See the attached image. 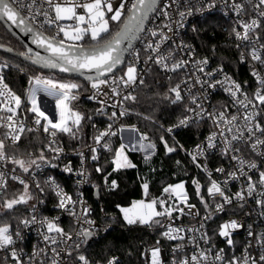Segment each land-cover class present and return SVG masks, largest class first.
Returning a JSON list of instances; mask_svg holds the SVG:
<instances>
[{"label":"snow or ice","instance_id":"obj_1","mask_svg":"<svg viewBox=\"0 0 264 264\" xmlns=\"http://www.w3.org/2000/svg\"><path fill=\"white\" fill-rule=\"evenodd\" d=\"M225 3H227V0H225ZM178 4L179 0H120L118 5L114 7V0H0V20L6 18L7 21H10L23 32L30 33L32 42L38 47L44 48L50 54L41 56L36 53L35 56H31L29 55L31 49L28 52L20 53V55L31 60L33 64L56 68L61 72H79L81 75L95 73L94 76L86 77L91 83V88L99 91L101 86H106L108 92H105L104 95L111 93V96H117L121 94L118 91L121 86L129 88L137 83L136 64L139 62L140 52L138 49H133L132 42L141 39L142 34L146 33V36L143 37L145 41L144 51L148 53L144 61L145 64L151 61L161 71L172 73H179L180 70L187 68L189 60L183 58L177 60L173 51L162 49V46L170 39L164 29L172 31L173 17L170 9ZM212 6L214 5H209V7ZM229 6L235 16L238 17L232 27L231 35L238 41L236 47L241 49L240 61L245 62L250 59L251 62H254L252 63V75L258 85L256 90L251 95L244 92L239 83L224 73L223 66L214 71L205 72L208 59L204 58L195 62V71L191 75L186 74L179 83L170 87L168 91L174 93L171 103L174 105L180 104L186 113L179 119L175 127H187L190 123L199 124L201 120H211L213 126L217 129L207 137L206 147L212 149L219 144L221 154L236 162V170L226 174L227 178L223 181V184L227 185L229 180H239L241 178L245 180V184L242 185L241 189L233 196H229L225 194L221 183L211 179V173L208 174L210 181V186L207 188L208 195L213 198L218 195L223 201L216 204L215 211L222 212L225 205L231 204L233 200L246 202L248 198H252L256 194L258 197L255 200L256 205L261 209L260 215L264 216V171L259 172L258 180L253 181L248 172L256 169L257 164L254 161L245 160L240 155L247 148L256 155L264 157V123L261 122V119H258V117L264 118V74L261 71L264 69V43L261 42L264 36L258 31L264 28V0H239V2L238 0H231ZM249 7L254 15L245 20L243 17L248 14ZM177 12L181 19L174 22L182 26L181 21L186 15H191L192 9L179 11L177 8ZM152 14H157L168 22L162 23L157 28L146 29L145 22L149 20ZM39 17H43V20H39ZM61 21H73V23L63 24L60 23ZM112 22L117 25L115 31L111 28ZM45 25L49 28L55 26L56 35L51 37L45 35ZM61 33H63V38L57 39L56 37ZM85 37H88L91 41L87 47L79 43H65V40L83 41ZM148 37H151V39H148ZM8 51H12V49H8ZM126 52H131L133 60L127 63L123 75L116 76L114 70L125 63ZM256 64H259L261 68L258 69ZM8 67L7 62L0 63V212H10L18 205H26L33 199L29 191L28 181L17 174V169L24 174H29L33 166L40 168L41 165L37 163V159L46 161L43 151L35 159H25L16 154L17 145L25 132H35L42 127L43 132L52 138L46 145L47 149L55 152L58 157L63 149L53 146L57 144L55 139L57 134H66L72 139L78 138L81 123L85 119L84 115L75 110L71 103L78 99L79 89L83 87L81 84L60 82L42 76L32 77L30 84L33 86L30 87L27 95L29 107L24 108L25 101L22 97L13 92L5 83L2 71ZM15 67L19 66L16 65ZM20 70L23 71V69ZM197 72L204 73L207 79H202L199 75H196ZM217 73L223 74V79H214ZM168 79L171 80L172 77H168ZM139 82L143 84L142 79ZM181 84L186 86L189 103H184L185 97L182 95ZM196 85H199L202 91L205 89V85L211 89H215L218 85L221 86L231 98L230 104L221 105L219 110L214 108L209 112L203 104V100L207 96L204 95L202 98L201 94L192 93V88ZM38 92H43L48 97L55 99V119L41 110L37 100ZM111 96H109V99H111ZM92 98L94 97H89V99ZM165 98H168L167 94H165ZM129 99L135 101L136 97L131 94L123 96V100ZM100 103L105 102L100 101ZM113 106L115 107V105ZM230 107L235 111L230 112ZM27 112L35 114L33 123L37 126L36 128L27 126V116L24 115ZM116 115V112L112 113V117H116ZM120 115H125V112L121 111ZM42 120L44 121L43 124ZM109 129H111V125H109ZM168 131L171 132L172 129L170 128ZM108 135H115V133L110 131L100 132L93 137L95 144L101 145L103 138ZM146 139V136H141L142 141ZM161 140L163 141V137H161ZM237 145H243V147ZM101 146L111 151L108 143ZM143 147L141 145L142 149ZM147 147L155 148V145L149 143ZM165 148L168 153L175 151V148L168 146L167 142H165ZM90 150L94 153L92 159H98L95 155L96 148L92 147ZM81 155L83 154L81 153ZM203 155L204 146L197 145L196 154L192 157L193 161L195 162L198 156ZM112 163L114 164V170L135 167L124 156L123 145L116 150ZM9 164L13 167L5 170ZM51 166L55 167V165ZM197 167H201V165L198 164ZM246 168L248 171H245ZM65 171L70 172L71 169L66 167ZM96 171L99 172L101 169L97 168ZM216 172L225 173V169L222 167L217 168ZM80 174L83 175V173ZM9 179L22 186V190L13 193L11 198H9ZM46 183L59 198L57 207L69 210V214L76 218L78 223L82 221L90 226L89 228L81 227L76 232L77 238H82L80 243L73 241L70 245L68 241H72V233L65 232L53 220L47 218L38 220L37 216L33 214L30 220L25 219L21 222L25 226L31 223H39L46 227V233L42 234L43 239L50 246H55L50 247L52 253L49 257L50 264H64L62 253L79 261L80 264H90L88 258L83 254L73 257L74 252L79 253L81 243H87L95 234L91 228L95 222L87 219L90 210L84 208L81 216L77 217L74 211L68 209V205H74L77 201H73L71 197L67 196L53 180L49 179ZM193 184L196 185V193L199 196L201 186L196 180H193ZM35 187L40 192L44 191L38 181L35 183ZM111 187L113 189L117 187L116 181H112ZM184 187L183 182L165 187L163 192L168 194L169 199H152L147 203L143 200L134 201L131 207L120 208L119 205L117 207L120 208L124 220L129 225L139 223L149 226L157 224L165 227L161 220L157 218L167 217L171 221L173 212H179L182 215H198V212L193 213L191 211L195 209V205L188 204V195ZM143 188L147 193L148 184L145 183ZM170 199L183 203L189 209L188 213H185V209L178 207L175 203L169 204ZM200 199L205 208H208L209 205L202 196ZM157 205L163 211L157 210ZM240 207H244V203H240ZM33 212H35L34 205ZM210 218L211 214L203 219L208 220ZM201 227H203V223H201ZM243 227L244 225L236 220L227 221L219 226L218 235L226 238L227 244L231 247L234 244L231 238L233 232ZM166 228L167 230L162 235L169 240L183 241L185 237L180 233L184 231L199 232V229L195 227L185 230L172 227L170 223ZM251 229L252 226L249 225L247 235L253 239L246 241L244 251L239 257L233 255L226 258L224 249H220L213 255L212 249L209 248L193 252L190 257L185 256L178 261L174 259L173 264H264V232L254 233ZM50 233L56 235H49ZM15 236H20L19 231L15 233ZM200 239H203L207 244L211 237L205 232L201 234ZM190 243L199 249L195 236L191 238ZM14 244L15 240L10 231V226L5 223L0 226V251L9 252L15 264H25L15 247H13ZM157 244H159V241H157ZM60 245H64V247L61 248ZM254 246L259 251L258 257L249 252V249ZM183 249L184 244L178 243L173 248V253L182 252ZM160 251L159 247L151 249V264H162L159 259ZM42 252L45 256L48 255L44 249L34 251L32 257H29L28 264H32L33 259L39 257ZM7 260L8 257H5L4 264H7ZM39 264H47V262L40 260ZM108 264H117L116 258L109 259Z\"/></svg>","mask_w":264,"mask_h":264},{"label":"built area","instance_id":"obj_2","mask_svg":"<svg viewBox=\"0 0 264 264\" xmlns=\"http://www.w3.org/2000/svg\"><path fill=\"white\" fill-rule=\"evenodd\" d=\"M119 2L120 0H114L113 6L116 7ZM230 4L231 0H227V3H225V0H179V4L174 5L173 8L170 9L173 17L172 31L164 29L165 33L170 37V39L162 46V49L166 51H173L175 59L177 60L181 58L189 60L187 68L180 70L179 73L161 71L160 68L151 61L148 64H145L144 61L148 55V53L144 51L145 41L143 37L146 36L145 33L142 34V38L138 39L136 44L133 46V49H138L140 52L139 62L136 64L138 78L135 85L129 88H123L121 86L118 89L121 94L117 96H111V93L104 95L105 92H108V88L106 86H101V89L97 91L91 88V83H88L87 94L84 97L97 105L95 115L99 116V118L93 122V129L90 132L91 135L89 136V141L87 143H82L83 133L81 130L78 133V138L76 139H72L66 134L58 133L57 137L55 138L57 144L53 146H58L62 148L63 151L57 157L55 152L47 149L46 145L52 138L43 132L42 127L35 131L40 134V139L31 140L29 142L30 144L27 146L22 144V139L25 134L22 136L20 143L17 145L16 154L18 156H22L25 159H35L40 155L41 151H43L47 161L46 162L37 159V163L41 165L40 168L33 166L30 169L29 174H24L19 169H17V174L23 176L28 181L30 185L29 191L31 192L33 199H31L26 205L21 204V211L19 212L20 215L13 223H8V225L10 226V231L12 232L13 238L15 240L13 247H15L25 264H28L29 257H32L33 252L39 249H44L48 255L45 256L43 252L40 253L39 257L33 259L32 264H39L40 260H45L47 264H50L49 257L52 255L50 247H55L50 246L43 239L42 234L46 233L45 226H42L39 223H31L25 226L21 222L25 219L30 220L33 214L37 216L38 220H42L44 218L53 220L59 227L64 229L65 232H71L73 239L72 241H68L70 245L73 243V241L80 243V239L82 238H77L76 232L80 230L81 227H90L88 224H84L82 221L78 223L76 218L69 214V210L57 207L59 198L56 196L52 188L46 183V181L49 179L53 180L56 185H59V187L63 189V192L67 196L71 197L73 201H77V203L74 205H68V209L74 211L76 216L79 217L81 216L83 209L87 208L90 210L87 219L95 222V224L91 226L95 234L88 240L87 243H81L79 253L74 252L73 257L78 254H83L88 258L90 264H108V260L115 257L117 264L121 263L120 256L116 254L110 255L103 262H99L89 257L85 249L89 242L97 239L99 236L100 225L95 216L94 205L90 201V189L92 187L91 177L94 169L100 168L99 161L101 156L104 153L109 152V150L103 148L101 145L108 143L112 150L113 146L121 141V136L124 130L135 129V132L138 134L139 131L137 130L136 125L129 126L123 123V119L126 115L127 101L123 100V96L131 94V92L134 91L140 84V79L144 80L153 69H156L162 75L163 79L170 83L171 87H173L175 84L179 83L186 74L191 75L195 71L194 64L196 61L207 58L208 64L205 67V72L214 71L223 66L224 73L231 77L232 80L239 83L244 92L251 95L256 90L258 85L254 76L252 75V63L254 62H251L250 59L246 60L245 62L240 61L241 49L236 47L238 41L233 35H231L232 27L234 26V22L238 19V17L233 13V10L229 6ZM209 5L214 6L209 7ZM177 8L179 11H186L188 8L192 9L191 15H186L181 21L182 26L174 22L181 19L178 15ZM252 15H254V13L251 12L249 7L248 14L243 18L247 20ZM38 19L42 21L43 17H39ZM166 22L168 21H165L163 17H160L157 14H152L145 27L146 29L157 28L159 25ZM60 23L70 24L73 23V21H61ZM45 29V33L47 35H56L55 26L49 28L47 25H45ZM258 31L262 36H264V28H261ZM207 34H209L211 37H216L217 40L212 43L209 42L207 40ZM56 38H63V33H61ZM88 39V37H85L83 41L78 42L65 40V43H79L84 45V41ZM148 39H151V37H148ZM261 42L264 43V39H262ZM222 46H224V49L226 48L227 50H234V52H236L240 63L245 65L249 70L251 76L250 82H242L237 79L233 75L230 67L222 61ZM132 60L133 57L131 52H129L126 62ZM256 67L258 69L261 68L259 64H256ZM261 71L262 74H264V69ZM25 72L29 74L27 69ZM2 74L5 78L4 71H2ZM115 74L116 76H121L118 75L117 72ZM195 74L199 75L202 79H207L204 73L197 72ZM36 76L38 75H32L31 78ZM168 77H172V79L169 80ZM214 79H223V74L217 73ZM5 83H7L6 80ZM181 89L182 95H184L185 100H187L189 103L186 86L181 84ZM192 93L201 94L202 98L204 95L207 96V98L203 100V104L209 112H211L214 108L219 110L221 105H228L231 101L229 95L219 85L215 89L207 88V85H205V89L203 91L200 89L199 85H196L192 88ZM27 95L26 99L22 98L25 102L27 100ZM90 96L94 98L89 99ZM109 96H111V99H109ZM37 100L41 109L45 110L50 117L55 119V105L53 100L44 96L41 92L37 93ZM77 100L78 99L71 102L75 110H77L75 107ZM100 101H104L105 103H100ZM113 105H115V107ZM23 107L26 108L25 103ZM121 111H124L125 115L121 116ZM229 111L233 112L235 110L230 107ZM113 112H116V117H112ZM24 115L27 116V126L36 128L37 126L33 123L35 114L27 112L24 113ZM258 119H261V122L264 123V118L258 117ZM178 121L179 119L168 127V129H172L170 133H175L176 131L186 129L192 124H195L190 123L187 127H175ZM41 122L42 124L44 123L43 120ZM199 123L207 124L209 129L202 136V138L190 146L189 152L191 157H193V155L196 154L197 145L204 146V155L198 156L195 162L201 165L200 169L203 173V176L205 177L206 183L202 186L200 195H197L196 198H193L187 188L186 181H180L184 183V190L188 195V204L195 205V209H192L191 211L193 213L198 212V215H182L179 212H173L172 220L169 221L167 217H164L161 223L165 225V227L160 226L162 233L167 230L166 226L169 223L172 227H179L185 230L195 227L199 229V232L193 233L190 231H184L180 233V235L185 237L183 241L169 240L161 235L162 237L157 240L159 241V244H157L156 241L155 243L144 248L143 257L145 264H151V249L155 247H159L161 250L159 259L162 264H173L174 259L178 261L185 256L190 257L193 252L207 250L209 248L212 249L213 255L220 249H224L226 258H230L233 255L239 257L244 251L246 241L253 239L249 238L247 235L248 226H252L251 230L254 233L264 232V216L260 215L261 209H259L256 205L255 200L258 198L256 194H254L252 198H248L246 202H237L236 200H233L231 204L225 205L224 211L222 212L215 211L216 204L222 203L223 201L218 195L215 198L208 195L207 188L210 186L208 174L211 173V179L221 183V187L224 188L225 194L229 196H233L237 191H239L242 185L245 184V180L244 178L239 180H229L227 185L223 184V181L227 178L226 174L236 170V162L230 160L228 156L221 154L219 144L216 148L212 149H208L206 147L207 137L217 129L213 126L211 120H201ZM109 125H111V129H109ZM104 131H110L115 133V135L105 136L101 141V145L95 144L93 137ZM144 144L145 142L141 145ZM237 146L243 147V145ZM92 147L96 148L95 155L98 157L96 160L92 159L94 154L90 150ZM81 153L83 155H81ZM240 155H242L245 160L254 161L257 164V168L251 170L248 172V174L252 176L253 181L258 180L259 172L264 171V157L256 155L247 148H245L244 151L240 153ZM53 157L57 158L54 159ZM51 165H55V167H52ZM12 167L13 165L9 164L5 170H9ZM66 167L70 168L71 171H65ZM221 167L225 169V173L216 172V169ZM205 169H207V171H205ZM245 171H248L247 168ZM80 173H83V175ZM37 181L40 183L41 188L44 189L43 192H40V190L35 187V183ZM8 183L9 192L13 191L15 186L20 187V190H22V186L17 182L9 179ZM201 196L209 205L208 208H205L204 203L201 202ZM170 203H175L178 207L184 208L185 213H188L189 211V209L178 200L171 199ZM240 203H244V207H240ZM33 205L35 206V212H33ZM209 214H211V218L204 220L203 218ZM231 220H236L238 223L243 224L244 227L233 232L231 238L233 239L234 244L230 247L227 244L226 238L220 237L218 235V231L221 224ZM201 223H203V227H201ZM147 226L152 229V226ZM17 231L20 233L19 237L15 236ZM205 232L209 237H211L207 244L203 239H200L201 234ZM49 235L56 234L50 233ZM193 236L196 238V243L199 245V249H197L194 244L190 243V240ZM178 243L184 244V249L182 252L174 254L173 248ZM59 247L62 248L64 245H60ZM249 252L253 256L258 257L259 255V251L255 246L250 248ZM5 257H8L7 264H15V262L11 259L9 252L7 251H0V264H4ZM62 257L64 264H80L79 261L67 257L63 253Z\"/></svg>","mask_w":264,"mask_h":264},{"label":"trees","instance_id":"obj_3","mask_svg":"<svg viewBox=\"0 0 264 264\" xmlns=\"http://www.w3.org/2000/svg\"><path fill=\"white\" fill-rule=\"evenodd\" d=\"M113 31L117 29L115 22L111 23ZM208 35V36H207ZM207 40L214 42L216 37L207 34ZM0 43L14 48L16 51L24 52L25 48L15 37H13L0 23ZM90 39L84 41L89 45ZM222 61L227 64L233 75L242 82L251 80L248 68L242 65L234 50L224 49L222 46ZM9 65L4 69L5 80L8 86L22 98L26 99L28 90L31 87L32 75H39L42 70L30 65L22 59L0 51V63ZM128 61L125 63V65ZM18 65L19 67H15ZM124 65V66H125ZM20 69H23L21 71ZM29 71V74L25 70ZM123 69V68H122ZM119 71H117L118 74ZM53 79H73L83 87L79 89L78 100L75 107L81 112L85 119L82 121L81 131L83 133L82 143L89 141L90 132L93 129L94 120L99 116L96 114L97 105L86 97L88 83L80 78L62 74H52ZM119 75V74H118ZM171 84L165 81L162 75L153 69L131 92L135 101H126V115L123 119L125 125H136L137 130L147 137V140L155 145V151L150 157H146L141 151L126 149L128 158L135 167L121 168L114 170L112 161L115 152L121 146V141L113 146V149L101 156L99 161L101 171L94 169L91 177L92 187L90 189V201L95 208V216L99 221L100 229L97 239L89 242L85 247L89 257L103 262L110 255H119L120 264H145L143 257L144 248L155 243L162 236L160 225L152 224V229L144 224L129 225L123 218L120 208L132 204L136 200L156 199L161 196L163 189L168 185H174L185 180L187 188L193 198L197 197L196 185L193 180L200 184V190L206 183L205 177L197 163L190 155V146L202 138L208 131L205 123L192 124L186 129L170 133L168 127L175 121L186 115L180 104H172L171 99L174 93L168 90ZM165 94L168 98H165ZM184 103H188L184 100ZM26 108L29 107L27 100ZM37 132H26L22 144L29 145L31 140L40 139ZM163 137V141L161 140ZM165 142L175 151L168 153ZM112 181H116L117 187H111ZM148 184V191L145 193L143 185ZM20 187L15 186L9 192V198L13 193H18ZM120 206L118 208L117 206ZM17 206L10 212H0V226L5 223H13L21 211ZM164 217H159L161 222Z\"/></svg>","mask_w":264,"mask_h":264},{"label":"water","instance_id":"obj_4","mask_svg":"<svg viewBox=\"0 0 264 264\" xmlns=\"http://www.w3.org/2000/svg\"><path fill=\"white\" fill-rule=\"evenodd\" d=\"M151 16V15H150ZM148 22V20L145 22V25L146 23ZM0 23H2V25L5 27V29L13 36L15 37L18 41H20V43H22V45L24 46L25 48V51L24 52H28L29 49H31V53H29V55L31 56H35L36 53H39L41 56H48L50 55L44 48H41V47H38L36 44H34L32 42V36L30 33H25L23 32L20 28H17L15 25H13L10 21H7L6 18L3 19V20H0ZM45 35H47L45 33ZM49 36V35H47ZM51 37V36H49ZM137 40H134L132 42V45L134 46L136 44ZM66 44H70V43H66ZM2 47H0V51H3L5 53H8L10 55H14L20 59H22L23 61L29 63L30 65L42 70V71H46V72H53V73H57V74H62V75H67V76H73V77H77V78H80L84 81H86L87 83H90V81H88L86 79L87 76H94L95 73H85L84 75H81V73L79 72H61L59 69H56V68H48V67H44L42 65H39V64H33L31 62V60L27 59L25 56H22L20 55V53L22 52H19V51H16L14 48L8 46V45H4V44H1ZM85 47H87L88 45H84ZM8 49H12V51H8ZM129 52H126L125 53V63H126V59H127V55H128ZM124 64L120 65L117 67V69H115V73L122 69L124 67Z\"/></svg>","mask_w":264,"mask_h":264},{"label":"rangeland","instance_id":"obj_5","mask_svg":"<svg viewBox=\"0 0 264 264\" xmlns=\"http://www.w3.org/2000/svg\"><path fill=\"white\" fill-rule=\"evenodd\" d=\"M126 67H127V64L123 67V69H120V70H118L119 72H118V74L119 75H123V73H124V71H126ZM50 73H52V74H56V73H53V72H46V71H41V73L38 75V76H42V77H44V78H51L52 79V76H51V74ZM54 80H57V81H60V82H74V83H76V81L75 80H73V79H68L67 81H65V80H59V79H54ZM33 85L31 84V87H32ZM44 96H46V97H48L47 95H45L43 92H41ZM48 98H51L52 100H53V102H54V105H55V103H56V101H55V99L54 98H52V97H48ZM41 110H43V109H41ZM43 111H45V110H43ZM46 112V111H45ZM47 113V112H46ZM48 114V113H47ZM141 136H145V135H142L141 133H139L138 132V134L135 132V151H141V153H143L146 157H150V156H152V154L154 153V151H155V148H149V147H147L148 146V144L150 143L147 139L146 140H141ZM123 141V140H122ZM145 142V144L143 145L144 147H143V149L141 148V144L142 143H144ZM122 145L124 146V141H123V143H122ZM132 147L131 146H124V156H125V152H126V149H131ZM133 149V148H132ZM126 157V156H125ZM167 187V186H166ZM156 199H169V197H168V194H165L164 192L162 193V195L161 196H159V197H157ZM141 200H143L145 203H147V202H149V200H144V199H141ZM141 200H136V201H141ZM170 201H171V199L169 200V204H171L170 203ZM133 204V203H132ZM132 204H130V205H128V206H125V207H123V208H127V207H131V205ZM157 210H159V211H163V209L162 208H160L159 207V205H157ZM3 264V263H2Z\"/></svg>","mask_w":264,"mask_h":264},{"label":"crops","instance_id":"obj_6","mask_svg":"<svg viewBox=\"0 0 264 264\" xmlns=\"http://www.w3.org/2000/svg\"><path fill=\"white\" fill-rule=\"evenodd\" d=\"M124 141V146H131L132 148L130 150L135 151V129L131 130H124L123 134L121 136V145ZM121 147V146H120ZM119 147V148H120ZM125 151V150H124ZM125 156L128 159V161L132 164L131 160L128 158L127 152H125Z\"/></svg>","mask_w":264,"mask_h":264},{"label":"bare ground","instance_id":"obj_7","mask_svg":"<svg viewBox=\"0 0 264 264\" xmlns=\"http://www.w3.org/2000/svg\"><path fill=\"white\" fill-rule=\"evenodd\" d=\"M179 183H181V182H178L177 184H179ZM176 185V184H175Z\"/></svg>","mask_w":264,"mask_h":264}]
</instances>
